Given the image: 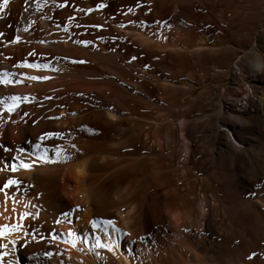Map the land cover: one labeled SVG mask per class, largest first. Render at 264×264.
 <instances>
[{
	"label": "bare ground",
	"instance_id": "obj_1",
	"mask_svg": "<svg viewBox=\"0 0 264 264\" xmlns=\"http://www.w3.org/2000/svg\"><path fill=\"white\" fill-rule=\"evenodd\" d=\"M0 264H264V0H0Z\"/></svg>",
	"mask_w": 264,
	"mask_h": 264
},
{
	"label": "rangeland",
	"instance_id": "obj_2",
	"mask_svg": "<svg viewBox=\"0 0 264 264\" xmlns=\"http://www.w3.org/2000/svg\"><path fill=\"white\" fill-rule=\"evenodd\" d=\"M223 46H228L227 44L225 45V44H212V43H210V42H206L205 43V47H223ZM228 81H226V86L228 85ZM221 83H216V84H214V83H212V82H210V81H208V82H206L205 84H203V85H194L193 84V86L196 88V91H195V93L191 96V97H189L188 98V100H192L193 98H197V96L199 95V93L202 91V90H204V89H206V88H208V87H211V86H219ZM49 221V220H48ZM49 225L51 224L52 226H53V223H52V221L50 220L49 222ZM50 225V226H51ZM51 226V227H52Z\"/></svg>",
	"mask_w": 264,
	"mask_h": 264
}]
</instances>
